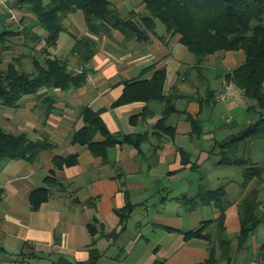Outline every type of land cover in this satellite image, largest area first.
Returning a JSON list of instances; mask_svg holds the SVG:
<instances>
[{
  "label": "crops",
  "instance_id": "1",
  "mask_svg": "<svg viewBox=\"0 0 264 264\" xmlns=\"http://www.w3.org/2000/svg\"><path fill=\"white\" fill-rule=\"evenodd\" d=\"M7 1L12 11L0 10V71L16 63L20 71L33 73L37 61L43 64L48 59H59L68 63V70L80 73V56L74 46L83 38L94 41L96 54L87 65L89 78L83 86L49 93L56 100L49 116L36 96L25 98L18 107L0 104V114H8L0 116V127L12 134H25L33 141L47 139L53 144L34 161L0 160V264H55L62 258L84 262L94 251L100 254L97 264H204L212 248L219 257L216 221L221 211L210 204L192 210L180 199L197 196L201 186H225V236L240 234L239 205L258 181L244 189V180H237L233 172L227 176V170L218 172L213 168L215 172L205 185V176L202 178L198 172L214 156L211 152L217 142L227 140L254 120L242 91L225 80L246 61L245 52H217L199 70L197 59L181 43V37L168 34L162 25L145 42L127 40L116 30L94 35L81 11L64 19L65 31L57 45L50 48L49 33L41 28L36 16L27 7L17 5V0ZM111 2L125 17L146 11L143 0ZM154 67L167 70L166 98H179V113L168 120L176 130L173 139H161L156 132L165 102L115 106L125 84L151 79ZM212 92L216 93L215 102L207 105L205 100ZM86 107L102 111L101 117L112 134L147 135L148 139L139 148L129 144L111 148L105 161L87 145L74 142L76 133L85 126L82 111ZM189 116L203 122L201 139L194 137ZM104 140L101 133L94 139ZM250 146L255 149L250 159L264 167V139ZM181 151L189 154L199 169L184 165ZM76 154L77 165L58 168L55 163L56 158ZM51 178L54 182H48ZM40 188L49 191V197L35 208L31 197ZM260 189L259 213L264 217V183ZM128 204L136 208L124 229L119 211ZM208 221L213 224L207 232L216 242L185 238L184 233ZM232 246L236 264H264V222L245 246L238 249L236 241Z\"/></svg>",
  "mask_w": 264,
  "mask_h": 264
},
{
  "label": "trees",
  "instance_id": "2",
  "mask_svg": "<svg viewBox=\"0 0 264 264\" xmlns=\"http://www.w3.org/2000/svg\"><path fill=\"white\" fill-rule=\"evenodd\" d=\"M16 3L27 7L36 16L41 28L48 31L47 45L50 48L57 45L61 33L65 31L64 19L73 12L81 11L86 17L89 32L94 35L116 30L127 40L145 42L150 41V34H156L158 25H162L168 34L181 37V43L197 59L199 70H202L203 62L217 52H245L246 61L227 74L225 80L227 84H233L242 91L249 103L248 113L254 120L227 140L217 142L211 152L218 158V166L238 167L242 170L244 189L252 182L258 181L239 205L241 231L237 236V245L238 249L245 246L264 222L263 215L259 213L262 206L260 187L264 183V167L239 154L243 146L264 139V0H143L145 13H133L126 17L115 8L111 0H17ZM93 42L84 38L76 41L74 52L80 56V73L68 70V63L59 59H48L43 64L37 61L33 73L20 71L17 64L12 63L7 71H0V104L4 107H18L25 98L36 96L42 101L46 116H49L56 101L54 96H49L51 91L80 88L87 82L90 72L87 65L96 54V44ZM152 70L155 72L151 79L127 82L123 95L115 106L133 102H165L166 109L156 126V132L161 139H173L176 130L169 125L168 120L171 115L179 113L176 107L179 98L177 95L167 98L164 95L166 68L154 67ZM215 97V92L207 96V105L215 102ZM145 111L147 116V109ZM82 115L85 126L76 133L74 142L87 145L94 155L103 157L105 161L109 160L111 148L124 144L139 148L148 139L147 135L112 134L101 117L102 111L96 112L86 107ZM189 120L193 125L194 137L201 139L203 122L190 116ZM98 133L105 137L104 141H94ZM52 147L53 144L47 139L33 141L25 134H12L0 127V160L34 161L41 152ZM181 153L184 165L192 164V169H199L200 165L197 162L192 163L189 154L184 151ZM55 163L58 168L64 167L63 165L72 167L77 165L78 155L66 159L56 158ZM48 182H54V179H48ZM226 195L225 186L217 189L201 186L197 196L191 198L186 195L180 199L192 210L200 204H210L222 213L216 221L220 233L219 237H216L220 256L216 257V249L212 248L211 256L204 264H217L221 261L236 264L232 240L225 236L224 213L228 207ZM48 197L49 191L40 188L33 193L31 201L34 207L38 208ZM135 208L136 206L128 204L125 209L119 211L124 229ZM212 224L213 222H205L198 229L184 233L185 238L216 242L207 232ZM91 229L94 230L93 227ZM99 258V252L94 251L87 261L72 262L62 258L55 264H97Z\"/></svg>",
  "mask_w": 264,
  "mask_h": 264
},
{
  "label": "rangeland",
  "instance_id": "3",
  "mask_svg": "<svg viewBox=\"0 0 264 264\" xmlns=\"http://www.w3.org/2000/svg\"><path fill=\"white\" fill-rule=\"evenodd\" d=\"M7 113H2V115L0 114L1 118L2 116L3 117H7ZM240 118H237V121L239 120ZM252 148V146L250 145H247V146H243L239 152L240 156L241 157H247V158H252V152H255V149H250ZM216 162H218V158H215L214 156H212V159L210 161H207L206 162V165L205 167L200 171L198 172V174L203 178L205 176V178H203L205 181H204V184L207 185V183H209L210 181V174H212L214 171L213 168H216L218 170V172H222L223 170H227L226 171V175L228 176V174L232 173L235 175V177H238L237 180L239 181H242L243 180V176H242V173H241V169L239 168H236V167H218L216 165ZM231 169V170H230ZM204 170H207V172H205ZM234 170V171H233ZM208 186V185H207ZM206 186V187H207ZM174 189H176V187H174ZM236 235V234H234ZM257 236V235H256ZM229 238V237H228ZM229 239H231L232 241H236L237 242V237L236 236H232L230 237ZM234 239V240H233Z\"/></svg>",
  "mask_w": 264,
  "mask_h": 264
},
{
  "label": "built area",
  "instance_id": "4",
  "mask_svg": "<svg viewBox=\"0 0 264 264\" xmlns=\"http://www.w3.org/2000/svg\"><path fill=\"white\" fill-rule=\"evenodd\" d=\"M7 10V11H12L11 7H9L8 5V1L7 0H0V10ZM14 17V14H13ZM225 98H222V100H224Z\"/></svg>",
  "mask_w": 264,
  "mask_h": 264
}]
</instances>
